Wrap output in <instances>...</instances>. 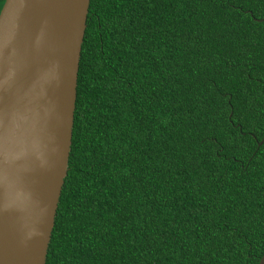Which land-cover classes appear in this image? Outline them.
Segmentation results:
<instances>
[{
    "label": "trees",
    "instance_id": "obj_1",
    "mask_svg": "<svg viewBox=\"0 0 264 264\" xmlns=\"http://www.w3.org/2000/svg\"><path fill=\"white\" fill-rule=\"evenodd\" d=\"M263 137L264 0H90L45 264H258Z\"/></svg>",
    "mask_w": 264,
    "mask_h": 264
},
{
    "label": "water",
    "instance_id": "obj_2",
    "mask_svg": "<svg viewBox=\"0 0 264 264\" xmlns=\"http://www.w3.org/2000/svg\"><path fill=\"white\" fill-rule=\"evenodd\" d=\"M89 2L5 0L1 8L0 264L46 262L68 170Z\"/></svg>",
    "mask_w": 264,
    "mask_h": 264
}]
</instances>
